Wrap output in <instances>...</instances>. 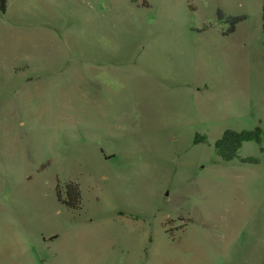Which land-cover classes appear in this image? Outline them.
<instances>
[{"label":"rangeland","instance_id":"obj_1","mask_svg":"<svg viewBox=\"0 0 264 264\" xmlns=\"http://www.w3.org/2000/svg\"><path fill=\"white\" fill-rule=\"evenodd\" d=\"M27 2L60 53L2 80L0 264H264V151L214 147L264 131V0Z\"/></svg>","mask_w":264,"mask_h":264},{"label":"crops","instance_id":"obj_2","mask_svg":"<svg viewBox=\"0 0 264 264\" xmlns=\"http://www.w3.org/2000/svg\"><path fill=\"white\" fill-rule=\"evenodd\" d=\"M27 3V0H6V10L0 13V89L3 87V77L9 78L15 74L16 53L33 52L39 55L42 62L49 55L56 56L60 53L56 46H47L52 33L45 27L46 23L29 24L22 20L16 27L14 9H17L16 6H27ZM5 81V86L9 87V80Z\"/></svg>","mask_w":264,"mask_h":264},{"label":"trees","instance_id":"obj_3","mask_svg":"<svg viewBox=\"0 0 264 264\" xmlns=\"http://www.w3.org/2000/svg\"><path fill=\"white\" fill-rule=\"evenodd\" d=\"M6 10V0H0V13H4ZM221 15V13L219 12ZM230 28L229 32H232L234 25L243 19V17H229ZM262 30L264 33V4L262 7ZM197 141V140H195ZM253 141L260 145V150L264 151V131L255 127L252 130H240L236 131L233 129H226L223 131L222 135L215 140L214 147L224 161H229L236 156L237 151L241 147L243 142ZM252 162H256L252 160ZM66 197L63 200L64 204L70 209H78L80 207V190L76 183L68 182L65 189Z\"/></svg>","mask_w":264,"mask_h":264}]
</instances>
